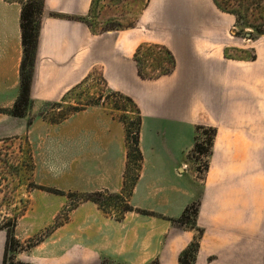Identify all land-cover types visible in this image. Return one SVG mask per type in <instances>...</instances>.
Returning <instances> with one entry per match:
<instances>
[{
  "label": "crops",
  "instance_id": "0c3cea01",
  "mask_svg": "<svg viewBox=\"0 0 264 264\" xmlns=\"http://www.w3.org/2000/svg\"><path fill=\"white\" fill-rule=\"evenodd\" d=\"M93 1H44L32 105L60 102L99 71L142 117L135 206L176 220L199 200L193 229L163 231L160 250L153 248L158 264H180L198 234L192 264H264V36L239 42L236 17L214 0H144L134 27L95 34L86 23ZM21 10L0 0V110L20 95ZM141 46L169 50L173 72L142 79L134 61ZM27 117L0 112V139L23 133ZM198 127L216 131L201 182L185 172ZM1 255L0 247V264ZM59 264L104 263L86 250Z\"/></svg>",
  "mask_w": 264,
  "mask_h": 264
},
{
  "label": "rangeland",
  "instance_id": "374dc122",
  "mask_svg": "<svg viewBox=\"0 0 264 264\" xmlns=\"http://www.w3.org/2000/svg\"><path fill=\"white\" fill-rule=\"evenodd\" d=\"M4 1L22 6L29 0ZM216 2L235 14L239 42L251 44L246 40L255 42L264 36V0ZM143 4L144 0H94L86 23L95 34L125 30L135 26ZM139 59L147 74L169 68L166 55L158 49L143 51ZM26 116L23 133L0 139L1 264L7 233L15 242L8 264H59L65 256L86 250L98 252L104 264H158L159 252L153 248L160 250L163 231L170 225L196 226L193 211L187 214L189 223L181 225V217L170 219L132 202L141 171L127 158L126 130L134 131L139 115L108 87L99 71L60 102L31 105ZM210 137L208 128L197 130L198 144L207 149ZM209 156L210 152H192L185 172H194L201 182ZM127 206L133 211L125 213ZM199 240L200 234L193 251ZM193 251L185 258L183 252L180 264H192Z\"/></svg>",
  "mask_w": 264,
  "mask_h": 264
},
{
  "label": "trees",
  "instance_id": "16d2710c",
  "mask_svg": "<svg viewBox=\"0 0 264 264\" xmlns=\"http://www.w3.org/2000/svg\"><path fill=\"white\" fill-rule=\"evenodd\" d=\"M44 1L40 0L39 2L37 0H29L22 4V10H21V17H20V28H21V36H22V46H23V58L20 66V95L14 104L13 108L10 111H5V113H9L11 116L16 118H23L26 116L27 110L32 105V101L30 98L31 93V86H32V80H33V74H34V68H35V60H36V52L40 37V28H41V22H42V16L44 13ZM214 2L217 4V6L224 12H228L223 10L220 5L214 0ZM235 16L232 12H228ZM236 17V16H235ZM236 29V24H235ZM234 29V33L235 32ZM249 39H253V35H247ZM153 51L154 49H158L161 52H163L166 57L169 64V68L161 71V73L158 74H147L146 72H143L142 66L140 63V55L145 50ZM148 57H152L149 55ZM146 57V58H148ZM156 64L159 63V59H153ZM134 61L136 62L139 76L142 79H152L157 78L161 76L170 75L174 68H175V59L171 52L167 50L166 48L162 46H141L137 52L134 55ZM161 62V61H160ZM160 67H163V64H159ZM158 65V66H159ZM162 69V68H161ZM118 95H121L119 93H116ZM123 96V95H121ZM137 111L139 115V119L134 124L133 130L130 131L129 129L126 130V141H127V158L128 160H133L136 162V167L138 171H142V164H143V155L140 149V138H141V128H142V117L140 115V112L136 106V104L128 97L123 96ZM205 127H198V131L201 129H204ZM209 129V128H208ZM211 131V137L208 141L209 149L203 147L201 144H198V140L196 139L194 149L192 152L198 155H208V153L212 151V147L214 144V140L216 137V131L214 129H209ZM140 175H138L137 179L134 182V186L136 182L139 180ZM133 192V190H132ZM132 192L130 193V198L132 196ZM198 208L199 204L191 205L187 207L181 218L178 220V223L181 225H187L189 223V218H187V214L189 212L193 211L194 217L198 214ZM126 212H132L133 210L129 208L128 206L125 208ZM15 245L14 240L11 238L10 234L7 233L6 236V243H5V252H4V259L3 264H8V253ZM194 245V244H193ZM193 245L190 246L182 255V258H185L186 256H190V253L193 251ZM198 246L196 247L197 251ZM193 251V252H195Z\"/></svg>",
  "mask_w": 264,
  "mask_h": 264
}]
</instances>
